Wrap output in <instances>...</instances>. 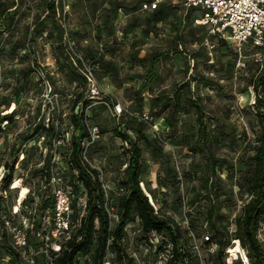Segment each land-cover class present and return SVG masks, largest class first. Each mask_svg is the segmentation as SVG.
Instances as JSON below:
<instances>
[{
    "label": "rangeland",
    "instance_id": "rangeland-1",
    "mask_svg": "<svg viewBox=\"0 0 264 264\" xmlns=\"http://www.w3.org/2000/svg\"><path fill=\"white\" fill-rule=\"evenodd\" d=\"M144 1L75 0L70 3L64 19L50 9L51 0H0L2 207L14 208L31 193L22 215L11 216L15 225L24 228L42 194L49 199L55 196L54 183L47 187L40 180L48 155L53 166L52 177L65 172L62 186L67 188L70 184L66 161L71 151V138L73 134L78 139L82 135V131L74 127L72 116L80 119L83 108L87 117H93L87 125L103 130L90 144L89 159L98 169L102 168L101 179L114 189V193L132 157L130 144L123 135L137 137V133L127 130L126 122H143L146 136L157 142L153 148L143 141L139 143L146 162L142 179L147 181L158 175L164 183H169V187L160 186L156 190L159 205L163 206V213L179 222L188 219L189 213L199 211L206 200L200 201L195 208L190 205L200 189L199 178L205 173V162L200 155L194 156L180 145L183 135H198L196 114L179 115L175 127H170L165 120L169 114L165 104L172 99V92L178 85L189 82L191 91L181 89V93L202 97L211 129L220 125L213 118L225 124L223 129L232 138L215 146L218 156L226 158L229 166L235 164L240 169L242 157H246V161L253 155L246 147L255 144L256 135L261 131L254 99L257 78L264 68V62H258L255 54L264 53V48L245 44L241 56L235 44L223 42L211 26L200 23L201 10L169 1L162 5L161 15L157 16V10L144 9ZM70 43L88 66L98 73L108 72L106 79H98L104 90L102 96L93 98L87 82L83 85L76 78L83 74L70 60L67 51ZM60 44H63L62 51L58 49ZM240 61L245 62L244 68L239 67ZM29 65H35L34 72L25 81L22 69ZM137 94L144 98L141 107ZM158 96L162 98V106L152 113V100ZM114 104H121L124 109L120 117L112 112ZM14 108L13 121L8 124L6 115ZM39 122L44 128L52 125L57 135L37 131ZM158 147L163 148L161 153ZM13 164L11 187L19 190L6 194L1 189V179L11 173ZM217 171L224 181L221 200L230 199L224 203L223 223L234 227L247 196L243 199L236 186L239 175L229 180L228 176L232 175L229 170ZM85 193L81 187L75 194L73 205L76 203L77 209V201ZM183 195L186 203L181 200ZM204 219V216L197 217L200 236L194 245L206 262L217 247L204 244V236L213 234L203 231ZM164 238L162 235L153 237L152 243L158 244ZM261 238L264 239V223ZM237 247L232 242L225 250L227 260L236 257ZM128 252L140 263L153 264L156 258L153 255L146 258L147 250L135 243H131ZM0 253H4L1 248ZM168 253L169 250L162 255V264L167 262ZM41 255L36 257L39 259ZM2 257L8 259L5 255ZM233 264L238 262L233 261Z\"/></svg>",
    "mask_w": 264,
    "mask_h": 264
},
{
    "label": "trees",
    "instance_id": "trees-1",
    "mask_svg": "<svg viewBox=\"0 0 264 264\" xmlns=\"http://www.w3.org/2000/svg\"><path fill=\"white\" fill-rule=\"evenodd\" d=\"M147 1L150 0H146L144 3ZM169 1L180 2L178 0H166L158 8L152 10H157L155 13L157 16L161 15L162 5ZM50 9L56 12L52 1ZM196 9L201 10L200 8ZM223 42L226 43V39H223ZM227 42L230 41L227 40ZM58 49L62 51L63 44H60ZM34 66L29 65L22 69L25 81L34 72ZM95 74L100 80L108 76L107 71L103 73L95 71ZM76 78L83 85L87 82L85 77L80 74L76 75ZM255 88L257 95L255 112L261 125V131L256 135L255 144L246 147V149L249 148L253 151V155L248 157L246 161H244L246 157H242L240 169H237L235 164L229 166L226 158L216 154L215 146L228 142L232 137L223 129L225 124L220 119L213 118L220 125L211 129L206 118L207 106L200 95L190 97L181 93V89L184 92L191 91L189 82L178 85L172 92V99H169V103L165 104V109L169 111L165 120L170 127H175L179 122V115L192 112L196 114L198 135L194 133L183 135L180 145L190 154L200 155L205 162V173L199 178L200 189L191 200L190 205L195 208L202 200H206V204L201 205L199 211L189 213V218L182 222L163 213V206L159 205L156 190L160 186L169 187V183H164L158 175H156L155 181H151V178L146 179L147 181L142 179L146 162L142 158V149L139 143L143 141L149 148H153L155 141L157 142V139L152 140L146 136L143 122L138 120H127L126 122L127 130L137 133L136 139L128 133L123 135L124 140L130 144L129 150L132 157L117 181V193H114V189L109 187L107 194L104 189L105 183L101 179L102 168L101 173L91 160V164L95 167L87 162L83 156V145L88 142L90 137V126L87 125V122L93 117H87L84 108L80 112V119L73 115V125L82 131V135L79 139L75 134L72 135L71 151L66 161L70 172V184L67 188L71 192L73 208L72 237L60 242V251H55L53 248L49 249L54 264H104V261L109 258L113 264H146V262L140 263L129 254L128 247L131 243L145 248L148 254L146 258L152 255L156 257L153 264H162V255L167 250H169L167 262L163 264H233V261L238 262V264H264V239L261 238V228L264 223V68L258 75ZM138 96L139 94H137V99H139L141 107L144 98ZM161 106L162 98L158 96L157 99L152 100V113ZM15 110L16 108L12 109L6 115L8 124L13 121ZM124 116L127 114L125 113ZM97 127L100 135L103 130L99 126ZM36 129L37 131L44 130L53 136L57 135L52 125L44 128L39 122ZM157 151L161 153L163 148L158 147ZM25 160L24 157L23 161ZM50 162L48 155L40 175L41 184H45L47 187L51 183L53 169ZM217 170L221 172L229 170L232 173L228 176L229 180L239 175L235 182L236 186L243 199L245 195L247 196L243 201L241 213L235 219L234 227L223 223L225 219L224 203L230 199L221 200L223 196L221 184L224 181L218 175ZM13 172L14 164L11 167V173L1 179V189L6 194L19 190L11 187L14 182ZM60 174L66 179L65 172ZM81 187L86 193L80 197V201H77L79 205L77 209L76 203L73 205L76 199L74 201L73 199ZM203 192H205L204 195ZM30 198L31 193L22 200L20 210L14 213L13 206L10 208L2 207L3 197H0V248L4 251V253H0V264H29L31 248L37 252L45 247V236L52 231L53 224L42 225V216L46 211L54 208L55 196L49 199V196L46 197L42 194L40 196L41 201L37 203L34 213L28 216L27 221L31 226L28 230L29 247L19 248L14 245L12 234L7 225V221L14 223L11 216L20 217L22 215ZM183 199L186 203L185 195L181 197V200ZM111 206L114 208L115 217H110L107 211V208ZM198 216L205 218L203 231L213 232L211 236H204L205 246L212 247L215 245L217 247L214 251L210 249L212 252L206 262L203 261L194 245V241L200 236L196 227ZM135 225L136 229H131ZM161 235L165 237L162 241H158V244L152 243L153 237ZM232 242L235 247L240 246L247 263L243 262L239 252L233 259L227 260L225 258V250L232 245ZM2 255L7 256L8 259H4ZM44 260L45 256L42 254L39 259L36 257V264H41Z\"/></svg>",
    "mask_w": 264,
    "mask_h": 264
},
{
    "label": "built area",
    "instance_id": "built-area-1",
    "mask_svg": "<svg viewBox=\"0 0 264 264\" xmlns=\"http://www.w3.org/2000/svg\"><path fill=\"white\" fill-rule=\"evenodd\" d=\"M56 12L59 16H63L70 10V3L75 0H51ZM166 0H150L143 4L144 9H156ZM186 7L200 8L203 12L201 23L212 27L214 34L222 39L229 40L237 46L238 53L242 56L243 46L245 44H252L256 48H264V0H178ZM67 51L73 65L80 69L85 77L88 87L92 93L93 98L102 96L104 90L100 87L99 80L95 74V70L88 66L84 57L74 49L73 45L67 47ZM258 62H264V53L257 52L255 54ZM246 66L245 62L239 63L240 68ZM257 95L254 99L256 103ZM124 109L121 104H114L112 112L115 116L120 117ZM99 135V128H90V137L88 142L83 145V156L87 162L91 164L88 158V148L90 144L95 142ZM92 165V164H91ZM95 167L94 165H92ZM102 173V170L99 169ZM51 182L56 186L55 190V205L52 210L46 211L42 216V225L53 223V229L46 237V244L43 250L35 251L31 248V256L29 264H36V256L43 254L45 260L41 264H54L53 256L49 249L53 248L55 251H60L62 240H67L72 237V197L68 188L63 187L64 177L57 173L51 177ZM142 186L143 183H142ZM104 189L108 194L109 186L104 184ZM21 202L14 207V213L20 210ZM110 217H115L114 208L111 206L107 208ZM9 231L12 234L14 245L19 248L29 247L28 230L31 227L25 223L24 228L20 225L7 221ZM208 239V237H206ZM54 240V242H53ZM238 246V245H237ZM241 249V248H240ZM241 258L244 263L247 259L240 250ZM104 264H113L109 258L104 261Z\"/></svg>",
    "mask_w": 264,
    "mask_h": 264
},
{
    "label": "bare ground",
    "instance_id": "bare-ground-1",
    "mask_svg": "<svg viewBox=\"0 0 264 264\" xmlns=\"http://www.w3.org/2000/svg\"><path fill=\"white\" fill-rule=\"evenodd\" d=\"M17 183H18V184H21V183H20V180H17ZM12 186H13V185H12ZM26 192H29V189H27V190H26ZM240 250H241V249H240V246L238 245V247H237V250H236V251H238V252H239Z\"/></svg>",
    "mask_w": 264,
    "mask_h": 264
},
{
    "label": "crops",
    "instance_id": "crops-1",
    "mask_svg": "<svg viewBox=\"0 0 264 264\" xmlns=\"http://www.w3.org/2000/svg\"><path fill=\"white\" fill-rule=\"evenodd\" d=\"M105 79H106V77H105ZM154 179L156 180V177H151V181H154Z\"/></svg>",
    "mask_w": 264,
    "mask_h": 264
}]
</instances>
